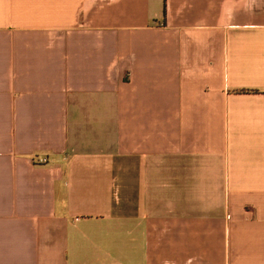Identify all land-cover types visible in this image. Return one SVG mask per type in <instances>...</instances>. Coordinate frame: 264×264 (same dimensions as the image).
<instances>
[{
    "label": "crops",
    "instance_id": "obj_1",
    "mask_svg": "<svg viewBox=\"0 0 264 264\" xmlns=\"http://www.w3.org/2000/svg\"><path fill=\"white\" fill-rule=\"evenodd\" d=\"M0 264H264V0H0Z\"/></svg>",
    "mask_w": 264,
    "mask_h": 264
},
{
    "label": "built area",
    "instance_id": "obj_2",
    "mask_svg": "<svg viewBox=\"0 0 264 264\" xmlns=\"http://www.w3.org/2000/svg\"><path fill=\"white\" fill-rule=\"evenodd\" d=\"M40 161L44 162V161H45V159H44V158H42V159H40Z\"/></svg>",
    "mask_w": 264,
    "mask_h": 264
}]
</instances>
